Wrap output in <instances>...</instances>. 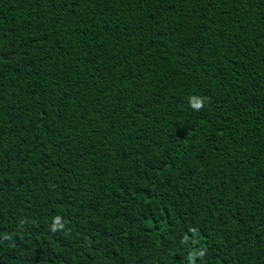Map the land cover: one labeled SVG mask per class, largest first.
I'll return each instance as SVG.
<instances>
[{
	"label": "trees",
	"instance_id": "16d2710c",
	"mask_svg": "<svg viewBox=\"0 0 264 264\" xmlns=\"http://www.w3.org/2000/svg\"><path fill=\"white\" fill-rule=\"evenodd\" d=\"M0 264H264V0H0Z\"/></svg>",
	"mask_w": 264,
	"mask_h": 264
},
{
	"label": "clouds",
	"instance_id": "9594fccd",
	"mask_svg": "<svg viewBox=\"0 0 264 264\" xmlns=\"http://www.w3.org/2000/svg\"><path fill=\"white\" fill-rule=\"evenodd\" d=\"M200 107V105H197V108H199Z\"/></svg>",
	"mask_w": 264,
	"mask_h": 264
}]
</instances>
